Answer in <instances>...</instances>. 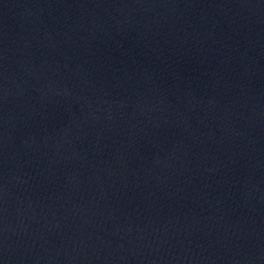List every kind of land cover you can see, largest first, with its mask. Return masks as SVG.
Segmentation results:
<instances>
[{
  "label": "water",
  "instance_id": "obj_1",
  "mask_svg": "<svg viewBox=\"0 0 264 264\" xmlns=\"http://www.w3.org/2000/svg\"><path fill=\"white\" fill-rule=\"evenodd\" d=\"M0 264H264V0H0Z\"/></svg>",
  "mask_w": 264,
  "mask_h": 264
}]
</instances>
